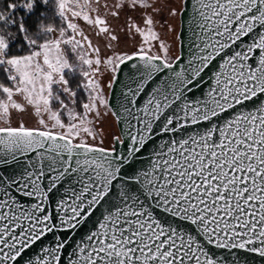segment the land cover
Masks as SVG:
<instances>
[{
	"label": "snow or ice",
	"instance_id": "1",
	"mask_svg": "<svg viewBox=\"0 0 264 264\" xmlns=\"http://www.w3.org/2000/svg\"><path fill=\"white\" fill-rule=\"evenodd\" d=\"M249 255L264 0H0V264Z\"/></svg>",
	"mask_w": 264,
	"mask_h": 264
},
{
	"label": "water",
	"instance_id": "2",
	"mask_svg": "<svg viewBox=\"0 0 264 264\" xmlns=\"http://www.w3.org/2000/svg\"><path fill=\"white\" fill-rule=\"evenodd\" d=\"M190 10H189V15H190ZM181 21H183L181 23ZM178 30L184 33L185 36V43H187V32L185 31V29L187 28V21L185 18L183 17H178ZM127 75V69H125L124 73L121 75V79H124ZM117 86V90H118ZM246 264H264V259H261L259 257L253 256V255H249L248 257H246Z\"/></svg>",
	"mask_w": 264,
	"mask_h": 264
},
{
	"label": "trees",
	"instance_id": "3",
	"mask_svg": "<svg viewBox=\"0 0 264 264\" xmlns=\"http://www.w3.org/2000/svg\"><path fill=\"white\" fill-rule=\"evenodd\" d=\"M179 5V0H177V6ZM174 24H178V18H177V20L176 21H174ZM174 33L169 37V42L170 43H172V40H173V38H174ZM173 53L175 54V52H176V48H175V45H173Z\"/></svg>",
	"mask_w": 264,
	"mask_h": 264
},
{
	"label": "rangeland",
	"instance_id": "4",
	"mask_svg": "<svg viewBox=\"0 0 264 264\" xmlns=\"http://www.w3.org/2000/svg\"><path fill=\"white\" fill-rule=\"evenodd\" d=\"M178 25V24H177ZM174 52V51H173ZM107 91V90H106ZM29 123H31V122H29Z\"/></svg>",
	"mask_w": 264,
	"mask_h": 264
}]
</instances>
